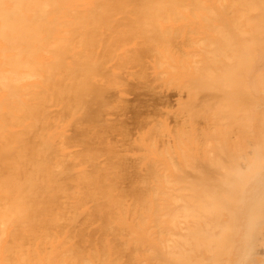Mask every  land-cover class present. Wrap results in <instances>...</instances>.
<instances>
[{
    "label": "bare ground",
    "instance_id": "6f19581e",
    "mask_svg": "<svg viewBox=\"0 0 264 264\" xmlns=\"http://www.w3.org/2000/svg\"><path fill=\"white\" fill-rule=\"evenodd\" d=\"M175 25L183 59L160 33ZM102 44L108 61L154 47L156 79L173 75L156 71L160 56L179 57V108L130 144L73 116ZM0 264H264V0H0Z\"/></svg>",
    "mask_w": 264,
    "mask_h": 264
},
{
    "label": "rangeland",
    "instance_id": "374dc122",
    "mask_svg": "<svg viewBox=\"0 0 264 264\" xmlns=\"http://www.w3.org/2000/svg\"><path fill=\"white\" fill-rule=\"evenodd\" d=\"M181 1H184V0H181ZM186 1V0H185ZM132 1H130V3H131ZM136 4V2H133V4ZM133 4L131 5H129V6H132L133 7ZM150 4H153V3H149L148 4V6L150 5ZM156 4V3H155ZM154 4V5H155ZM158 4V3H157ZM156 4V5H157ZM161 3L159 2V4H158V7L160 8V5ZM128 5V4H127ZM136 5H138V2H137V4ZM135 5V7H133V9L134 8H136L137 7V9H134V10H138L139 8H138V6H136ZM142 5H144V4H142L141 3V5H139L140 6V8H142L143 6ZM155 5V6H156ZM142 6V7H141ZM148 6H147V9L145 8V11L146 10H148V9H153V13H155V12H160V9L158 8V10L156 11V7L155 6H153V7H150V8H148ZM161 6H162V4H161ZM178 6H180V5H178ZM178 6H176V7H178ZM124 7H126V6H124ZM132 7H128L127 6V8H129V10H130V8H132ZM145 7H146V5H145ZM163 7V6H162ZM166 6H164V8H162L163 10H161V12H165V10H168V9H166L165 8ZM171 7V6H170ZM169 6H167V8H169V10L168 11H166V13L167 12H170L172 9V11H175L174 10V7L173 8H170ZM186 8V7H185ZM185 8H183V6L180 8V9H183L182 10V14H184V15H188V16H190L191 14V16L193 17V13L195 12V11H197L196 10V8L195 9H190V7L188 8L187 7V9H188V14H186L187 13V11L185 10L184 11V9ZM125 9V8H124ZM143 10H144V8H142ZM141 9V10H142ZM180 9H178L177 8V10H179L178 12H180ZM192 10V11H194V12H192V11H190V10ZM126 10H128V9H126ZM140 10V9H139ZM131 11V10H130ZM151 11V10H150ZM140 12H142V11H140ZM144 12V11H143ZM189 12H192L191 14L189 13ZM135 13V12H134ZM146 13V12H145ZM128 14V13H127ZM131 14H133V13H131ZM130 13H129V15L132 17V15H131ZM121 15H124V14H122L121 13ZM125 15H126V13H125ZM129 15H128V17H129ZM147 15V14H146ZM154 16H155V14H153ZM195 15V14H194ZM134 16V15H133ZM127 17V18H128ZM130 17V18H131ZM120 18H121V16H120ZM123 18H124V16H123ZM127 18H126V20H127ZM129 18V19H130ZM128 19V20H129ZM125 19L124 20H122V19H120V21H126ZM127 22V21H126ZM126 22H125V27H123L125 30L124 31H127L128 29H127V27H132L131 26V24H130V26L128 25L127 27H126ZM164 24L165 25H168V23H166V22H164ZM178 25H175V26H173V27H175V29L173 28H171L172 29V31H165V29L163 30V32H160V33H162L165 37L167 36L168 37V39L170 40V41H168L166 38L164 39L165 41L167 40V42H168V45L167 46H165L164 44H165V41H164V43H163V45L165 46V47H168V46H170L172 43H174V44H172L171 45V47H173L174 46V48H175V45L178 43H180L181 42V38H183V36H181V38H179L180 37V31H181V29H179V33L177 32L178 31V29H176V28H178L177 27ZM192 26V25H191ZM181 28V27H180ZM127 29V30H126ZM168 30H169V28H167ZM182 29H183V27H182ZM175 30V31H174ZM184 30H186V29H184ZM183 30V32L185 33V31ZM174 32V33H173ZM165 33V34H164ZM168 33V34H167ZM173 33V34H172ZM162 35V36H163ZM172 35H173V37H172ZM181 35H182V33H181ZM184 35V34H183ZM164 36H163V38H164ZM177 36H179V37H177ZM178 38H179V40H178ZM176 39L178 40V41H176ZM172 41V42H171ZM166 42V43H167ZM169 42H171V44H169ZM177 42V43H176ZM185 43H187V42H185ZM104 45H106V44H102L101 45V47L99 46V47H97L98 45H96L94 48V51L96 50L97 52H95L96 54L93 56L92 54V56L94 57V58H96V57H98V61L99 62H101V64L103 65V62L102 61H105V63H107V65L104 63V67L99 63V62H97V61H95L94 63H96V69L97 70H95V64L93 63V65H91V66H93V69L96 71V73H97V75H96V73L95 74H91V73H93V71H88L87 70V68H83V67H85V65H80V63L78 62V67L80 66L81 68H83L84 70H85V74L88 72V74H86V76L88 75V77H85V78H83V79H85L84 81L86 82V84L87 85H89L88 83H89V80L88 79H90L89 77H92V76H95V77H98V79H97V81L94 83L93 82V84H90V85H92L94 88L96 87V89H93V87H91L92 88V92L91 91H87V85H85V82H84V84H83V87L84 86H86L85 87V89L86 90H84V91H86V92H88L89 94H86L85 93V96H87L86 98H84V99H86V101H83V97H84V95H83V91L81 90V89H79L80 87H81V85L82 84H80V87L78 88L80 91H82L83 93L81 94V92L79 91V90H75V92H78V93H80V94H78V93H76V96H74V98L75 97H77V98H75V99H73V101L75 102V103H77V106H75L74 107V105H76V104H74L73 105V107H71V108H73L72 110V112H74V111H76V113L74 112L73 114V116H75L76 117V115H78V116H82V115H84L83 117H82V121H83V123H85V124H87L85 127H87L88 126V128H86L87 129V132L89 131L88 129L90 128V130L95 126V127H97V128H94V130H92L91 131V133L92 132H94L95 130L96 131H99V133L101 132L102 134L104 133V135H105V133H107V135L108 134H111L112 133V136L110 135V137H109V139L111 140L112 139V137H113V140L112 141H115L116 139H117V136H118V134H119V140L121 141V138L123 139V138H125V140H126V138H128L129 136H131V138L132 139H130V138H128L127 140H129V141H127V143L128 144H130L131 142L130 141H132L134 138H135V136H136V133H137V130L138 129H141V128H143V127H145L146 125H148V122L147 121H149V120H151V119H155L154 117H156L157 115H160V116H158V118H160V119H162V120H166V121H171L172 120V118H170V116L172 117V115H174L175 114V112H176V110H177V108H179V107H177V106H175L176 104L174 103V102H172V100L171 99H173V98H170L171 96L172 97H174V93L173 92H175V96H176V90L178 89H176V86H178L179 87V84H180V82L181 81H179L180 79H175L176 78V75L178 74V72H175L176 73V75H175V73H174V70L173 69H175L176 67H175V65L178 63H175V60H179V57H181L180 56V51H178V50H176V49H179L180 48V46H179V48H178V46L174 49V53L173 54H176L177 52V54L179 55V57L177 58L176 57V55H175V58H172V57H174V55H171V57L170 56H167L166 57V60H165V57L163 58L162 56H160L161 57V62L163 63V62H165V63H163V64H165V65H161L160 63H159V61H160V59L157 61V62H155V64L154 65H157V67H156V71H158V73H160V71H161V73L162 72H166V73H170L171 71H169V69H171L172 70V73H173V75H171V73L170 74H167V76L165 77V79H164V77H163V75H161L160 77H161V79H160V77H159V79H156L154 76H152V73L151 72H153L152 71V69H151V64L149 65V66H147L146 65V61L147 60H149L150 58L152 59V58H157V56L158 55H155V53H154V47H153V50L152 49H150V48H148V51L146 50L147 49V47H146V49L144 48L143 50H142V46H136V48H137V50H136V48L135 49H133L132 48V50H134L135 52H133L132 50H130L129 51V53L128 54H126L124 57H126L127 55V57L126 58H124V57H122V58H114V61H112V60H110V61H108L109 59H110V55L112 54V52H114L113 51V49H110V48H112V47H105ZM163 45H161L162 47H163ZM179 45H182V43H180ZM184 45V44H183ZM191 45V44H190ZM103 46V47H102ZM185 46V45H184ZM188 46V45H187ZM104 47H105V51H103V49H104ZM142 47V48H141ZM145 47V46H144ZM186 47V46H185ZM191 47V46H190ZM189 46L188 47H186L187 48V52L189 53H187V54H185V55H187L188 57V60L189 61H191V59L193 58V54H191V53H193L192 52V48H193V46H192V48H190ZM96 48H98V50L96 49ZM102 50H101V49ZM157 48H159L160 50H165L164 52H166L167 51V49H168V53L170 54H172V50H170L171 48L170 47H168L167 49H164V48H161L160 46H157ZM188 48H189V50H191V51H189L188 50ZM194 48H196V47H194ZM99 49H100V51H99ZM92 50V49H91ZM90 50V51H91ZM144 50H146V51H144ZM175 50L177 51V52H175ZM107 51V52H106ZM110 51V52H109ZM112 51V52H111ZM132 51V52H131ZM170 51V52H169ZM102 52L104 53V55H102ZM148 52H149V55H150V52L152 53L151 54V56H150V58H149V56H148ZM156 52V51H155ZM91 53V52H90ZM109 53H111L110 55H109ZM108 54V55H107ZM182 54V53H181ZM191 54V55H190ZM139 55V56H138ZM184 55V56H185ZM105 56H107V57H105ZM195 56V55H194ZM105 57V58H104ZM109 57V58H108ZM134 57V58H133ZM138 57V58H137ZM141 57H142V59H141ZM169 57V58H168ZM192 57V58H191ZM86 58V57H85ZM101 58V59H100ZM168 58V59H167ZM170 58H172V59H175L173 62L174 63H172V59H170ZM184 57L182 56L181 57V59H183ZM186 57H185V61H186V59H187ZM195 58V57H194ZM93 59V58H92ZM104 59V60H103ZM125 59V60H124ZM139 59H141V60H139ZM150 59V60H151ZM180 59V60H181ZM86 60V59H85ZM94 60V59H93ZM95 60H97V59H95ZM102 60V61H101ZM107 61V62H106ZM122 63H121V62ZM124 61V62H123ZM166 61H168V63H166ZM171 61V62H170ZM76 62V61H75ZM82 63H83V60L81 61ZM88 62V61H87ZM85 63V64H88V63ZM114 62H116V63H114ZM117 62H118V65H117ZM126 62V63H125ZM132 62V63H131ZM151 62H152V60H151ZM113 63V65H114V68H113V66L111 65ZM125 63V64H124ZM98 64V65H97ZM115 64H116V66H118V67H116L115 66ZM119 64H121V66L119 65ZM125 65V68H123L124 67V65ZM172 64V66H170ZM99 65H101V66H99ZM112 67H111V66ZM127 65V66H126ZM76 66V67H77ZM87 66V65H86ZM90 66V67H91ZM136 68H135V67ZM164 66V67H163ZM170 66V67H169ZM98 67V68H97ZM102 68V70H101V68ZM106 67V69H108V68H110V69H108V70H106V72L110 75H108L107 73H105V71L103 70L104 68ZM108 67V68H107ZM129 68V72L127 71V72H124V71H126V70H124V69H127L128 70V68ZM147 67H148V69H147ZM160 67V68H159ZM162 67V68H161ZM172 67V68H171ZM175 67V68H174ZM115 70V72H116V74H114L115 72H114V70ZM76 70H77V68H75ZM74 69V70H75ZM80 68H78V70H79ZM92 69V68H91ZM73 70V71H74ZM81 70V69H80ZM110 70V71H109ZM112 70H113V72H112ZM118 70V71H117ZM121 70V72H119ZM124 70V71H123ZM148 72H147V71ZM151 72H150V71ZM164 70V71H163ZM166 70V71H165ZM104 73H103V72ZM100 72H101V74H100ZM110 72V73H109ZM150 72V73H149ZM74 73V72H73ZM75 73H76V71H75ZM128 73V74H127ZM166 73L164 74V75H166ZM78 74V73H77ZM80 74H82V72L80 71ZM99 74V75H98ZM119 74H121V76L119 75ZM125 74V75H124ZM148 74H151V75H148ZM163 74V73H162ZM79 75V74H78ZM105 75H108V76H106V77H103V76ZM124 75V76H123ZM135 75H136V77H135ZM139 75V76H138ZM148 75V76H147ZM169 75V76H168ZM170 75H171V77H170ZM175 75V76H174ZM82 76V75H81ZM114 76V77H113ZM116 76H117V78H116ZM173 76V77H172ZM84 77V76H83ZM109 77V78H108ZM112 77V78H111ZM119 77V78H118ZM150 77V78H149ZM155 78V80H154V78ZM102 78H103V80H102ZM105 78V79H104ZM111 78V79H110ZM115 79L114 81L112 80V79ZM139 78V79H138ZM153 78V79H152ZM158 78V77H157ZM163 78V79H162ZM168 78H172L171 80L172 81H168L169 83H171V84H169V83H167V80H168ZM109 81H108V80ZM149 79V80H148ZM152 79V80H151ZM105 80V81H104ZM119 80V81H118ZM140 80V81H139ZM164 82H163V81ZM88 81V82H87ZM114 82L115 83V85H116V87H115V85L114 84H112V82ZM155 81H156V83L158 82V83H160V84H156L155 83ZM174 81H178V82H174ZM82 82H83V80H82ZM99 82V83H98ZM105 82V83H104ZM109 84H108V83ZM102 83V84H101ZM119 84V87H118V89L116 90L115 88H117V86H118V84ZM164 84V85H163ZM165 84H166V86H165ZM178 84V85H177ZM106 85H107V88H106ZM108 85H110V86H108ZM168 85V86H167ZM170 85H171V87H170ZM112 86V87H111ZM161 86L163 87V88H161ZM82 87V88H83ZM89 87V86H88ZM109 87H111V88H109ZM98 88V89H97ZM99 88L102 90L103 88H105V90L107 91L106 93H103L102 92V94H101V90H99ZM171 90H170V89ZM84 89V88H83ZM161 89V90H160ZM166 89H168V91L166 90ZM172 89H173V91H172ZM174 89H175V91H174ZM154 92H153V91ZM95 91H98V93H97V97L98 98H95L96 96V93H95ZM116 91V92H115ZM118 91V92H117ZM158 91V92H157ZM170 91V92H169ZM108 92H110L109 94H108ZM156 92V93H155ZM95 93V94H94ZM158 93V94H157ZM162 93L164 94L163 96H161L162 95ZM171 93V95H169ZM173 93V94H172ZM92 94V95H91ZM107 94V95H106ZM114 94V95H113ZM119 94V95H118ZM77 95H79V96H77ZM81 95V96H80ZM113 95V96H112ZM125 95H126V97H125ZM89 96V97H88ZM99 96H101V97H99ZM104 96V97H103ZM121 96V97H120ZM124 96V97H123ZM168 96V97H167ZM94 97V98H93ZM108 97V98H107ZM124 98V100H123V98ZM163 97L165 98V99H163ZM80 98H81V100H80ZM100 98H102L101 100H99ZM104 98H106V99H104ZM121 98V99H120ZM130 98V99H129ZM157 98V99H156ZM159 98H160V100L161 101H158L157 102V100H159ZM175 98V97H174ZM77 99V100H76ZM91 99V100H90ZM96 99H98V100H96ZM89 100V101H88ZM92 100H93V102H92ZM77 101H79V102H77ZM97 101H99V102H101V103H99V102H97ZM106 101V102H105ZM171 101V102H170ZM174 101V100H173ZM83 103V102H85L84 104V106L83 105H81V103ZM95 102V103H94ZM97 102V103H96ZM159 102H161L160 104H162L163 102L165 103H163L164 105H165V107H164V105L162 104V105H160L159 104ZM99 103V104H98ZM108 103H110V105H108ZM170 103V104H169ZM92 106H91V105ZM98 104V105H97ZM117 104V105H116ZM154 104V105H153ZM167 104H168V107H167ZM71 105V104H70ZM96 105V106H95ZM169 105H171L172 107H170ZM84 108H82V107ZM105 106H107V107H110V108H107V107H105ZM112 106V107H111ZM152 106V107H151ZM159 106H160V108H159ZM175 106V107H174ZM70 107H68V108H70ZM150 107V108H149ZM166 107H167V109H166ZM177 107V108H176ZM70 108V109H71ZM93 108V109H92ZM96 108V109H95ZM99 108V109H98ZM105 108H106V110H107V112L110 114H108L107 112H106V110H105ZM112 108V109H111ZM119 108V109H118ZM120 108H121V110H120ZM157 108H159V110L157 109ZM161 108H162V110H161ZM173 108V109H172ZM175 108V109H174ZM76 109V110H75ZM82 110V111H78L79 112V114H77L78 112H77V110ZM98 109V110H97ZM153 109V110H152ZM84 110H86V112L84 111ZM91 110H92V112H91ZM96 110H97V112H96ZM100 110V111H99ZM149 110V112H147ZM155 110V112H153ZM158 110V111H157ZM164 110H166V112L164 111ZM167 110H168V112H167ZM84 111V112H83ZM111 111V112H110ZM157 111V112H156ZM170 111V112H169ZM83 112V113H82ZM95 112H96V114H95ZM120 112V113H119ZM162 112V114L164 113V116L162 115V117H164V118H162L161 117V113ZM174 114H173V113ZM82 113V114H81ZM86 113V114H85ZM98 113V114H97ZM111 113H113V114H111ZM124 113V114H123ZM165 113H166V115H165ZM169 113V114H168ZM172 113V115H170ZM69 114V113H68ZM102 114V115H101ZM108 114V115H107ZM145 114V115H144ZM72 115V114H71ZM98 115H100L101 117H102V119H101V117L100 116H98ZM106 115V116H105ZM117 115V116H116ZM142 115V116H141ZM150 115H152V116H150ZM153 115H155V116H153ZM147 116H149V117H147ZM75 117H70V116H68L67 117V119L68 118H70V119H72L73 120V123H74V119H76ZM79 117V118H80ZM108 117V118H107ZM111 118V120H109L110 118ZM114 117V118H113ZM117 117V118H116ZM122 118V120L120 119V118ZM152 117V118H151ZM79 118H77V119H79ZM97 118H98V120L99 119H101V121L100 122H98L97 121ZM106 118H107V120H109V121H107L106 120ZM143 118V119H142ZM145 118H146V120H145ZM149 118V119H148ZM151 118V119H150ZM76 119V120H77ZM141 119V120H140ZM156 119H157V117H156ZM125 120V121H124ZM79 121H81V120H79ZM81 121V122H82ZM103 121V122H102ZM106 121V122H105ZM121 121V122H120ZM143 121H145V122H143ZM76 122V121H75ZM87 122V123H86ZM114 122H115V124H114ZM140 122V123H139ZM143 122V123H142ZM77 123H80V122H78L77 121ZM77 123H76V125H77ZM106 123H108L109 125H107ZM140 125H139V124ZM141 123H142V125H141ZM147 123V124H146ZM149 123H150V121H149ZM82 123H80L79 124V127H80V125H81ZM111 124V125H110ZM113 124V125H112ZM91 125H94V126H91ZM98 125V126H97ZM100 125V126H99ZM104 125V126H103ZM139 125V126H138ZM78 126V125H77ZM83 126H84V124H83ZM102 126V127H101ZM112 126H114V127H112ZM117 126H120V127H117ZM135 126H137V127H135ZM143 126V127H142ZM99 127H101L100 129H99ZM140 127V128H139ZM84 128V127H83ZM133 128V129H132ZM135 128H136V130H135ZM108 129V130H107ZM84 130V129H83ZM131 130H132V132H131ZM73 131H75V130H73ZM72 131V128H71V130H70V134H71V136H72V140L73 141H75V140H77L78 138L79 139H82V137L80 136V134H82V133H80L79 134V136H77L78 134H75L74 132ZM80 131H82L81 129H80ZM104 131V132H103ZM78 132V131H77ZM76 132V133H77ZM86 132V131H85ZM131 132V133H130ZM135 132V133H134ZM73 133L76 135H74L75 137H77V138H73ZM88 133H90V132H88ZM100 133V134H101ZM115 133V134H114ZM118 133V134H117ZM84 134V133H83ZM94 134H97V132L96 133H93V136H91L90 134H88V136H87V134H86V136L87 137H89V136H91V139H93V140H90V137H89V140H88V138L86 137V136H84L83 135V138H85V140H86V138H87V140L91 143H89L90 144V146H89V144H87V141H85L86 142V144H87V146H89V147H96L95 145L97 144V148L98 149H100L101 147L102 148H104L103 147V145H104V142L102 141L103 139H104V137H107L106 135L104 136V137H102L101 138V140H100V138L99 137H101V136H98V134L97 135H95V137L96 136H98L97 138H98V140H100V141H102V143H101V145H100V147H99V144H100V142H98L96 139L97 138H94ZM99 134V135H100ZM117 135V136H116ZM103 136V135H102ZM109 136V135H108ZM115 136V137H114ZM125 136V137H124ZM127 136V137H126ZM81 137V138H80ZM93 137V138H92ZM116 138V139H115ZM84 140V139H83ZM82 140V141H83ZM105 140H107V138H105ZM104 140V141H105ZM110 140H108L109 141V143H110ZM119 140H117V141H119ZM124 140V141H125ZM78 141V140H77ZM96 142V143H95ZM98 142V143H97ZM130 142V143H129ZM81 144L83 143V142H80ZM113 144L115 143V142H112ZM125 143V142H124ZM126 143V146L128 147V146H130V149H131V145H128ZM79 144V143H78ZM93 144V145H92ZM103 144V145H102ZM116 144H119V143H116ZM121 144V143H120ZM83 145H85V144H83ZM123 145V144H122ZM125 145V144H124ZM86 146V147H87ZM112 146H115V144L114 145H112ZM121 146V145H120ZM79 147H80V149H81V151H83V147H82V145L80 146V144H79ZM85 147V146H84ZM123 147V146H122ZM121 147V148H122ZM127 147H123L122 148V150L124 149H127V151H124L123 150V152L124 153H131L132 151H128V149H129V147L127 148ZM134 147V146H133ZM132 147V150H134V148ZM101 148V149H102ZM117 148H119V145H118V147ZM116 148V149H117ZM121 148H119V149H121ZM85 151V150H84ZM135 151V150H134ZM119 152H122L121 150L119 151ZM87 153V152H86ZM86 155V154H85ZM123 155V154H122ZM125 155V154H124ZM123 155V156H124ZM125 157V156H124ZM129 163H127V165H126V171L129 169L128 168V165ZM131 169V168H130Z\"/></svg>",
    "mask_w": 264,
    "mask_h": 264
}]
</instances>
